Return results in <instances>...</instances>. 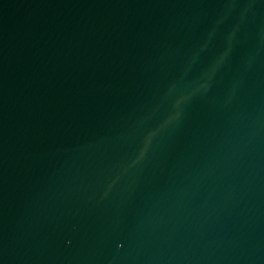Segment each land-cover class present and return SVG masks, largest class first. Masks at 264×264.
Returning <instances> with one entry per match:
<instances>
[{"label": "water", "instance_id": "1", "mask_svg": "<svg viewBox=\"0 0 264 264\" xmlns=\"http://www.w3.org/2000/svg\"><path fill=\"white\" fill-rule=\"evenodd\" d=\"M0 264H264V0H0Z\"/></svg>", "mask_w": 264, "mask_h": 264}]
</instances>
